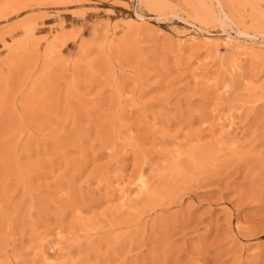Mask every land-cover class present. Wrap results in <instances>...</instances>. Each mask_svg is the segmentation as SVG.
Returning <instances> with one entry per match:
<instances>
[{
  "label": "rangeland",
  "instance_id": "374dc122",
  "mask_svg": "<svg viewBox=\"0 0 264 264\" xmlns=\"http://www.w3.org/2000/svg\"><path fill=\"white\" fill-rule=\"evenodd\" d=\"M254 33L264 0H0V264H264Z\"/></svg>",
  "mask_w": 264,
  "mask_h": 264
},
{
  "label": "bare ground",
  "instance_id": "6f19581e",
  "mask_svg": "<svg viewBox=\"0 0 264 264\" xmlns=\"http://www.w3.org/2000/svg\"><path fill=\"white\" fill-rule=\"evenodd\" d=\"M138 18H139V20H141V21H144V20H145V19H144L142 16H140V15L138 16ZM253 36H254V37H257V38H261L262 40H264V33H254ZM177 168H178V167H177ZM140 179H141V178H140ZM142 179H143V178H142ZM142 179H141V180H142ZM144 180H146V179H144ZM140 182H142L141 185H143V187H145V186H144V185H145V183H144L145 181L142 180V181H140Z\"/></svg>",
  "mask_w": 264,
  "mask_h": 264
}]
</instances>
